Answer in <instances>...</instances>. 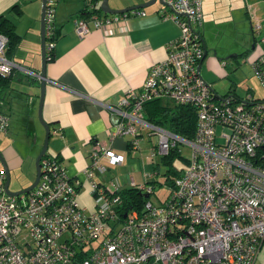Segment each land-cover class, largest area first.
Returning <instances> with one entry per match:
<instances>
[{
  "label": "built area",
  "instance_id": "2783aa9c",
  "mask_svg": "<svg viewBox=\"0 0 264 264\" xmlns=\"http://www.w3.org/2000/svg\"><path fill=\"white\" fill-rule=\"evenodd\" d=\"M58 0L45 2L46 52L54 46V19ZM160 15L176 22L179 35L166 46L163 61L153 63L139 90L128 89L117 106L113 140L129 135L128 149L139 147L142 129L157 132L152 161L187 146L190 156L181 176L169 186L162 202L147 200L139 213L125 212L115 182L97 180L109 167L122 164L123 156L95 142L84 169L94 206L78 202L79 182L69 177L56 157L40 159V176L27 192L9 196L0 169V264H254L264 240V97L247 92L218 96L197 72L203 45L196 27L203 22L202 0H162ZM183 13L184 15H182ZM131 14H143L138 9ZM127 12L75 19V32L84 36L89 24L105 27ZM254 42H264L262 27L252 23ZM255 37V36H254ZM7 37L0 34V74L15 68L30 76L39 74L12 61L5 53ZM264 89V54L252 63ZM162 99L195 108L196 130L186 139L145 119V102ZM9 117L0 112V135ZM220 128V129H219ZM130 185L152 194L151 184Z\"/></svg>",
  "mask_w": 264,
  "mask_h": 264
},
{
  "label": "crops",
  "instance_id": "0c3cea01",
  "mask_svg": "<svg viewBox=\"0 0 264 264\" xmlns=\"http://www.w3.org/2000/svg\"><path fill=\"white\" fill-rule=\"evenodd\" d=\"M101 1L58 2L54 19L57 35L50 59L45 63L41 111L42 119L50 127L45 154L56 157L67 175L79 182L77 199L87 209L94 206V200L84 169L90 161L94 143L110 147L118 154L129 153V135L113 140L108 137L118 115L110 114L106 104L117 106L126 90H139L149 67L165 59L166 44L176 39L180 32L175 21L160 15L164 9L162 0H155L148 6L136 8L143 14H131L130 10L117 22L101 28L90 23L86 35H77L75 19L80 18L83 7L99 8L101 16L113 15L102 11ZM147 1L113 0L110 8L119 10ZM41 11L42 0H0V16L13 21L19 36L10 59L39 75L42 66ZM202 13L203 22L196 30L206 55L200 62L199 76L218 96L233 93L243 98L247 92L252 93L248 87L254 86L248 81L255 74L253 69L251 75L246 74L244 66L241 67L242 61L244 59L243 64L248 62L252 68L251 63L264 54V42H254L252 49L247 43L248 32L255 21L260 23L264 36V0H202ZM7 82L4 97L0 98V110L9 117V125L0 135V151L10 178L13 172L24 173L28 178L31 164L40 153L45 138V130L37 119L42 80L15 68ZM242 92L244 96H240ZM13 115L16 117L15 132L11 131ZM115 167H109L108 171ZM96 178L105 183L108 176L105 173ZM129 181H116L115 184L122 190L133 187ZM254 264H264V240Z\"/></svg>",
  "mask_w": 264,
  "mask_h": 264
},
{
  "label": "rangeland",
  "instance_id": "374dc122",
  "mask_svg": "<svg viewBox=\"0 0 264 264\" xmlns=\"http://www.w3.org/2000/svg\"><path fill=\"white\" fill-rule=\"evenodd\" d=\"M112 3H113V0H108L109 6H111ZM254 36L256 38V35L252 32V28H250V32H248V42H247L248 46L250 45L252 46L254 44V41H253ZM47 40L48 39L46 38V35H45V45H46ZM243 62H244V59L241 64L242 65L241 67L244 66L243 71L246 74L249 73L251 75L250 71H252V68L250 67V64L246 62L247 64L245 65L243 64ZM241 67L240 69H242ZM40 77L42 80L41 75ZM248 84L254 86V87H248V88L253 90L252 94L254 95L255 98L264 97V89L261 87L255 75L249 79ZM239 88L242 89V87H239ZM244 94L242 92L240 96H244ZM37 119L39 123L41 124L38 114H37ZM14 123H16V117H14L13 115L12 123H11V131L13 132H15L16 130L15 128L16 126ZM140 138L141 140L139 142V147L135 151H129V153L125 152L126 153L124 154L125 156L122 154L123 152L119 153V155L123 156V162L125 160V157H126V160L124 163L117 165L115 168H112V170L106 172V175L108 176L107 181L110 179L113 182L120 181V182L126 183L127 180L128 179L130 180V178L132 177L137 184L148 182L154 188V192L150 194L149 199L153 203L162 202L166 199V197L169 194L168 185L171 184L170 180L174 176V172H177L176 170L185 169L187 167V161L184 158H188L190 156V150L187 146L178 142V146L180 147L181 152H182L181 154L184 158L179 157L178 155L173 156L170 160V163H167V162H164V160L162 161V158L160 157V155H157L156 157H154L152 161H149L147 158V155H149L150 153V148L152 147L157 148L156 144L158 141V134L157 132H148V130L145 129L143 130ZM1 139H4V138L1 137ZM43 141H44V137H43L42 142ZM123 144L125 145V141H123ZM1 146H2V143L0 142V147ZM170 165H172V167L175 168L176 170L172 169V171L174 172L169 171L168 172L169 174H167V171L169 170ZM1 167H2V164L0 161V169H2ZM35 174H36V170H35V160H34V162H32L31 164L30 172L28 173V178L25 176L26 174L24 173L23 174L19 173L17 175V173L14 174L13 172L11 174L9 190L17 191V190H21V189L28 187L33 182L35 178Z\"/></svg>",
  "mask_w": 264,
  "mask_h": 264
},
{
  "label": "trees",
  "instance_id": "16d2710c",
  "mask_svg": "<svg viewBox=\"0 0 264 264\" xmlns=\"http://www.w3.org/2000/svg\"><path fill=\"white\" fill-rule=\"evenodd\" d=\"M100 13L101 12L99 8L92 7L91 9H89L88 6H85L81 9L79 16L89 18L93 14L100 15ZM0 34L7 37L5 53L10 58L13 49L12 47L14 46L13 44H15V42L18 40L19 36L15 31V24L10 18L6 16H0ZM56 35L57 31L54 29V35L52 37L54 41ZM46 59H50V53L48 55V52H46ZM10 76L11 74H0V98L4 97L3 94L7 90V80ZM0 112L4 113L1 110ZM143 114L148 122L164 128L174 134L180 135L186 139H192L195 135L197 113L195 108L191 105L175 104L167 100L154 99L144 103ZM177 155L184 158L177 148L172 149L168 155L161 156V158L162 161L164 160V162L170 163L171 158ZM184 159L187 161V158ZM172 169L175 168L170 165L167 174H169L168 172L172 171ZM176 171L177 172L172 171L174 172V176L170 180L171 184L176 177L181 176L183 169ZM171 184H169L168 186H171ZM119 193L122 198V202L118 207L119 218H116L113 222L118 221L119 223H121L126 218L124 214L125 212L134 209L140 213L144 208V204L148 200V197H145V193L141 192L136 187H128L126 189L119 190ZM144 264H153V262L149 261Z\"/></svg>",
  "mask_w": 264,
  "mask_h": 264
},
{
  "label": "water",
  "instance_id": "95a60500",
  "mask_svg": "<svg viewBox=\"0 0 264 264\" xmlns=\"http://www.w3.org/2000/svg\"><path fill=\"white\" fill-rule=\"evenodd\" d=\"M45 2L46 0H42V11H41V57H42V66H41V76H42V82H41V92H40V100H39V105H38V117L41 121V124L43 125L44 129H45V138H44V143L42 145V149L40 150V153L38 154L36 160H35V170H36V174H35V178L33 180V182L26 188L21 189V190H17V191H11L9 190V183H10V174L8 171V168L6 166V162L3 158V155L0 151V161L2 164V170L5 173V181H4V190L5 193L9 196H14V195H18L20 193L23 192H27L30 189H32L36 183L39 180V176H40V159L41 157L45 154L47 146H48V141H49V136H50V127L49 125L42 119V104H43V97H44V90H45V63H46V45H45V22H44V18H45ZM153 2H155V0H148L145 3H139L137 5H133L127 8H123V9H119V10H114L111 9L109 4H108V0H102L101 4H100V8L102 9L103 12H105L106 14H119V13H124L136 8H141V7H145L148 6L150 4H152ZM182 15H184L183 13H181ZM251 49L253 48V45L250 47ZM206 55V50L204 49V53H203V57L201 58V60L205 57ZM199 61L196 69L197 72L199 74V70H200V62ZM200 75V74H199ZM145 197H148V194H145Z\"/></svg>",
  "mask_w": 264,
  "mask_h": 264
}]
</instances>
